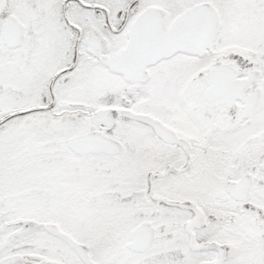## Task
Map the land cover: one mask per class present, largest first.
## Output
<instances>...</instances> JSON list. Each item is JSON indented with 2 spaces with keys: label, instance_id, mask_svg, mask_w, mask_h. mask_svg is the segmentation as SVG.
<instances>
[{
  "label": "snow or ice",
  "instance_id": "obj_1",
  "mask_svg": "<svg viewBox=\"0 0 264 264\" xmlns=\"http://www.w3.org/2000/svg\"><path fill=\"white\" fill-rule=\"evenodd\" d=\"M0 264H264V0H0Z\"/></svg>",
  "mask_w": 264,
  "mask_h": 264
}]
</instances>
